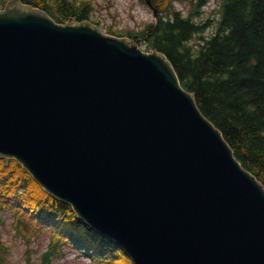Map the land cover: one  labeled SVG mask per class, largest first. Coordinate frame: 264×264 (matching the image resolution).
Returning <instances> with one entry per match:
<instances>
[{
	"label": "water",
	"instance_id": "1",
	"mask_svg": "<svg viewBox=\"0 0 264 264\" xmlns=\"http://www.w3.org/2000/svg\"><path fill=\"white\" fill-rule=\"evenodd\" d=\"M0 158L132 264H264V186L164 54L88 20L0 10Z\"/></svg>",
	"mask_w": 264,
	"mask_h": 264
},
{
	"label": "trees",
	"instance_id": "2",
	"mask_svg": "<svg viewBox=\"0 0 264 264\" xmlns=\"http://www.w3.org/2000/svg\"><path fill=\"white\" fill-rule=\"evenodd\" d=\"M8 1L0 0V10ZM18 1L45 11L58 24L89 20L94 10L91 0ZM183 1L193 0H151L157 11L154 21L137 33H124L141 39L146 52L166 56L202 115L264 186V0H219L214 24L195 20L202 0L182 16L174 3ZM7 212L15 237L26 246L50 233L43 264L63 255L65 247L90 264H132L115 243L81 222L70 205L45 192L14 159H0V224ZM6 249L0 237V264H9Z\"/></svg>",
	"mask_w": 264,
	"mask_h": 264
},
{
	"label": "rangeland",
	"instance_id": "3",
	"mask_svg": "<svg viewBox=\"0 0 264 264\" xmlns=\"http://www.w3.org/2000/svg\"><path fill=\"white\" fill-rule=\"evenodd\" d=\"M93 3V13L90 22L98 27L105 35L123 36L127 30L137 32L153 21V12L146 4L140 0H91ZM201 0L175 2L174 7L180 11L182 16L190 15L192 8ZM198 7L199 15L195 17L196 22L218 19L219 0H202ZM214 26L205 30L204 36L209 35ZM138 41L140 47L143 46ZM11 214L3 215V222L0 224L1 242L7 247L6 255L9 264H43L41 256L47 251L50 243V233H43L39 238L26 246L21 239L15 237L11 227ZM51 264H90L89 260L79 255L71 248L65 247L63 255L54 258Z\"/></svg>",
	"mask_w": 264,
	"mask_h": 264
}]
</instances>
